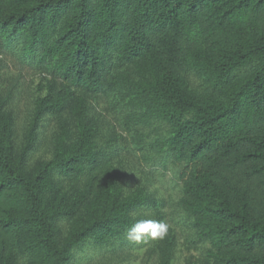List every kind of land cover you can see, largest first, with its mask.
I'll return each instance as SVG.
<instances>
[{"label": "trees", "instance_id": "obj_1", "mask_svg": "<svg viewBox=\"0 0 264 264\" xmlns=\"http://www.w3.org/2000/svg\"><path fill=\"white\" fill-rule=\"evenodd\" d=\"M8 59L51 83L24 137ZM181 241L264 264V0H0V264H175Z\"/></svg>", "mask_w": 264, "mask_h": 264}, {"label": "rangeland", "instance_id": "obj_2", "mask_svg": "<svg viewBox=\"0 0 264 264\" xmlns=\"http://www.w3.org/2000/svg\"><path fill=\"white\" fill-rule=\"evenodd\" d=\"M5 62V91L6 94H10L12 97L11 103H13V109L17 114L20 133L24 137L25 131L34 121L37 102L47 95L51 83L47 77L32 70L23 69L11 59ZM41 132L43 138L49 137L52 133L51 126L44 125ZM45 155V158L49 157L48 151L45 152ZM134 177L136 179L140 178L139 175ZM173 179L172 176L165 179L159 178L158 181L154 182V189H157L160 194L174 199L173 201H177L179 187L172 181ZM198 258V252L188 250L184 243L180 242L175 264H191L196 262ZM111 264H153V262L144 256V252H138V256L132 255L130 260H116Z\"/></svg>", "mask_w": 264, "mask_h": 264}, {"label": "clouds", "instance_id": "obj_3", "mask_svg": "<svg viewBox=\"0 0 264 264\" xmlns=\"http://www.w3.org/2000/svg\"><path fill=\"white\" fill-rule=\"evenodd\" d=\"M166 231V227L163 224L156 225L153 222H141L138 223L129 233V238L139 241L144 234L150 232L152 237L162 236Z\"/></svg>", "mask_w": 264, "mask_h": 264}]
</instances>
